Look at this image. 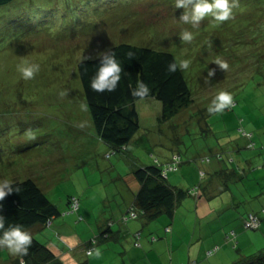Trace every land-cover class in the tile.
Returning <instances> with one entry per match:
<instances>
[{"label":"rangeland","instance_id":"1","mask_svg":"<svg viewBox=\"0 0 264 264\" xmlns=\"http://www.w3.org/2000/svg\"><path fill=\"white\" fill-rule=\"evenodd\" d=\"M230 3L228 20L209 16L199 28L179 19L184 9L175 7L176 0H13L0 6V184L32 178L65 216L60 224L87 239L123 209L127 199L120 192L130 197L138 185L132 172L139 166L166 167L175 152L182 163L169 174L181 175L182 167L198 173L215 163L214 157L200 159L220 151L224 159L217 160L237 168L240 154L231 162L227 149L245 140L246 148L244 143L239 150L250 155L259 146L264 122V0ZM185 31L191 40L182 39ZM120 41L170 51L192 103L159 123L160 101L137 99L139 129L128 148L111 152L96 135L76 63ZM29 64H39L40 70L25 79L19 69ZM209 68L215 75L206 82ZM219 90L232 94L233 105L210 113ZM70 196L79 203L76 212L69 210ZM32 231L45 242V229ZM238 232L245 240L254 231ZM112 247L117 248L98 247L109 264L122 256L114 253L122 247ZM11 256L0 248V264ZM77 256L88 264L98 257L94 252Z\"/></svg>","mask_w":264,"mask_h":264},{"label":"crops","instance_id":"2","mask_svg":"<svg viewBox=\"0 0 264 264\" xmlns=\"http://www.w3.org/2000/svg\"><path fill=\"white\" fill-rule=\"evenodd\" d=\"M259 128V136L256 138L259 146L250 155H242L239 150L245 140H237L233 142L232 150L227 149L225 154L231 162L234 153L240 154L242 164L238 163L237 168L227 166L226 160L218 161L224 157L218 159L216 154H220V151H216L208 161H204V157L200 159L202 162L199 160L203 163L209 162L212 157L215 159V163L204 171L198 168L196 173L182 167L181 175L167 172L169 185L187 189L200 184L205 189V194H201L200 190V194L195 197H183L176 203L171 216L162 213L151 219L139 216L123 221L120 216L133 202L138 185L133 187L129 198L121 190L120 194L127 200L122 204L123 209L118 207L116 217L108 221L111 222L110 226L108 222L102 223L98 233L107 230L109 235L99 241L98 247L100 245L104 252L117 248L112 246L122 247L123 250L114 252L122 254L115 264H184L192 260L196 264H234L242 256L264 249V219L256 230H252L254 232L249 234V239L243 240V233L238 232L240 228L244 229L246 214L250 211L259 213L264 206V122H261ZM246 145L247 141L243 147L246 148ZM200 169L203 171L202 176L199 174ZM64 217L58 215L46 226L40 225L37 228L46 230L45 243L56 255L67 264H78L81 261L77 254H83L82 245L86 239L74 231L69 232L66 224L61 225L60 220L65 221ZM231 229L236 233L237 247L231 241L226 242V233ZM136 234L139 235L137 239ZM60 237L66 240V246ZM136 241L138 245L134 244ZM216 245L218 249L215 252L206 254ZM102 254L94 258L93 263H89L109 264V260H101ZM2 261V264H9L10 259Z\"/></svg>","mask_w":264,"mask_h":264},{"label":"trees","instance_id":"3","mask_svg":"<svg viewBox=\"0 0 264 264\" xmlns=\"http://www.w3.org/2000/svg\"><path fill=\"white\" fill-rule=\"evenodd\" d=\"M13 0H0V6L10 3ZM115 51L117 58L121 61L123 71L121 80L114 92H96L90 87V79L95 71L97 59L82 62V58L76 63L77 73L83 88L84 98L89 109L96 135L100 140L107 143L115 152L128 148L135 133L139 129L138 114L134 107L135 101L139 98L153 97L160 101L161 109L157 121L167 122L181 109L192 103L191 93L187 81L178 65L174 55L167 50H160L146 45H138L131 42L120 41L109 47ZM134 52L135 57L129 58L127 53ZM170 62L177 65L175 72H168L167 66ZM144 81L150 87L147 96L140 97L133 94V89L138 81ZM179 156L180 154L177 153ZM220 155V154H219ZM218 157V154H216ZM221 155L218 157L220 158ZM209 156L204 157V161L209 160ZM180 160L177 163H181ZM163 164L153 162L145 166H139L133 170V176L138 182V189L134 194L133 202L128 206L125 213L120 218L125 221L139 216L148 219L165 213L171 216L178 201L185 196H197L205 194L204 186L196 184L187 189L169 185L162 174ZM241 171V170H239ZM238 171V172H239ZM236 173V172H235ZM240 173V172H239ZM200 176L203 171L199 170ZM14 190L0 201V214L5 217L6 226L10 223H19L33 237V244L27 255H13L9 264H67L60 256L56 255L45 242L39 241L33 234L32 229L38 226H46L52 218L61 214L58 207L46 196L44 191L32 178L10 181ZM201 187V188H200ZM70 196L68 199L69 210H72ZM264 206L259 213L250 211L259 218V225L256 228H245L256 230L264 219ZM136 212L135 217H129L131 211ZM82 219L80 215L78 220ZM111 222H108L110 226ZM170 230V229H169ZM107 230H102L98 234H93L83 242L82 251L89 255L90 250H95L100 240L108 236ZM136 234V239L138 238ZM236 233L233 229L226 233V242L231 241L236 245ZM66 246V240L60 237ZM138 245L139 242L134 243ZM1 248V247H0ZM218 249L214 246L206 254H211ZM94 252V251H93ZM78 264H88L81 261ZM184 264H196V261H188ZM234 264H264V249L260 248L249 255H244L236 260Z\"/></svg>","mask_w":264,"mask_h":264},{"label":"clouds","instance_id":"4","mask_svg":"<svg viewBox=\"0 0 264 264\" xmlns=\"http://www.w3.org/2000/svg\"><path fill=\"white\" fill-rule=\"evenodd\" d=\"M175 7L183 8L184 11L180 15V20L185 24L191 25L193 28H199L200 22L206 17H213L217 21H226L232 15L233 5L230 0H176ZM182 39L189 41L192 39V34L185 31ZM129 58H134L135 53H127ZM97 59L95 64V71L90 79V87L96 92H114L121 80V73L123 71L122 63L117 58L115 51L111 48H106L97 52L96 56L84 55L82 62ZM220 68L226 69V63L216 62ZM183 68H188L189 63L185 61ZM20 72L23 78L30 79L39 72V64H29L20 66ZM177 65L170 62L167 66L168 72H175ZM215 75V70L209 68L205 76L208 82ZM136 96L144 97L150 92V87L144 81H138L136 87L132 90ZM233 105V96L227 90H219L208 108L210 113H222L225 109ZM177 154V153H175ZM174 154V155H175ZM178 155V154H177ZM173 156V155H172ZM180 157V156H179ZM172 157L167 164H170ZM167 166V165H166ZM162 174L167 178L168 169L163 165ZM164 172V173H163ZM18 191L14 188L11 182L5 181L0 184V201L12 191ZM33 244V237L30 232L26 231L23 225L19 223H10L6 226L4 215L0 214V247L6 248L13 255H27L30 247ZM101 255L100 249L90 250L89 255Z\"/></svg>","mask_w":264,"mask_h":264},{"label":"built area","instance_id":"5","mask_svg":"<svg viewBox=\"0 0 264 264\" xmlns=\"http://www.w3.org/2000/svg\"><path fill=\"white\" fill-rule=\"evenodd\" d=\"M250 145V144H248ZM180 160V157L179 155L175 154L172 156V160H171V163L170 164H167L166 166V169L168 170H174L177 168V163L179 162ZM164 173V172H163ZM70 206L72 207V210H75L78 208V201L76 198H72L71 199V204ZM263 212H264V209H263ZM136 216V212L135 211H131L129 213V217H135ZM259 218L257 215H254L252 213H249L248 214V218L245 220L244 222V227L245 228H256L258 225H259Z\"/></svg>","mask_w":264,"mask_h":264}]
</instances>
